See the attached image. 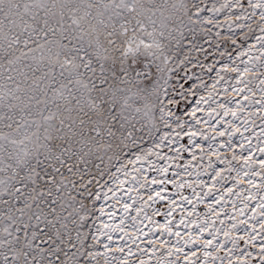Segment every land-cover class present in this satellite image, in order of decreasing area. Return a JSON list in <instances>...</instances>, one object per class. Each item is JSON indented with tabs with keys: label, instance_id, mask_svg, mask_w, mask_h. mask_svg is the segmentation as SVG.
<instances>
[{
	"label": "snow or ice",
	"instance_id": "1",
	"mask_svg": "<svg viewBox=\"0 0 264 264\" xmlns=\"http://www.w3.org/2000/svg\"><path fill=\"white\" fill-rule=\"evenodd\" d=\"M0 264H264V0H0Z\"/></svg>",
	"mask_w": 264,
	"mask_h": 264
},
{
	"label": "rangeland",
	"instance_id": "2",
	"mask_svg": "<svg viewBox=\"0 0 264 264\" xmlns=\"http://www.w3.org/2000/svg\"><path fill=\"white\" fill-rule=\"evenodd\" d=\"M203 179H207V177H203ZM199 210L203 211L204 210V206L203 205L199 206ZM158 219H160V218H158Z\"/></svg>",
	"mask_w": 264,
	"mask_h": 264
}]
</instances>
